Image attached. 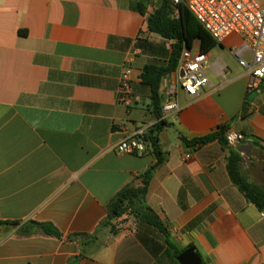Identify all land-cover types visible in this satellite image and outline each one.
I'll return each mask as SVG.
<instances>
[{
  "label": "crops",
  "instance_id": "crops-1",
  "mask_svg": "<svg viewBox=\"0 0 264 264\" xmlns=\"http://www.w3.org/2000/svg\"><path fill=\"white\" fill-rule=\"evenodd\" d=\"M138 2L0 0V264H173L152 225L130 213L104 224L109 201L156 163L151 149L116 151L135 130L158 136L165 154L146 203L175 244L194 248L202 264H264V216L232 183L226 150L217 140L191 148L180 138L223 125L252 136L244 174L246 160L264 152V85L247 94L249 75L235 55L243 40L233 35L204 54L209 84L198 96L178 87L175 72L163 81V105L175 89L181 111L158 131L141 77L147 64H166L174 42L149 31ZM200 53L198 39L185 51ZM126 65L129 108L118 103Z\"/></svg>",
  "mask_w": 264,
  "mask_h": 264
},
{
  "label": "trees",
  "instance_id": "trees-1",
  "mask_svg": "<svg viewBox=\"0 0 264 264\" xmlns=\"http://www.w3.org/2000/svg\"><path fill=\"white\" fill-rule=\"evenodd\" d=\"M152 0H139L135 10L142 15H147L148 29L151 33L160 36L167 41H173L171 54L165 65L147 64L143 68L142 81L151 90V105L153 114L159 119L156 129L160 131L165 125L162 119V107L164 96L161 94L163 81L177 70L179 60L185 50L192 49L196 39L201 42V54L213 49L217 43L206 32L199 22L188 10L184 1L174 4L173 0H160V6L153 12H148ZM175 9L178 15L175 16ZM248 97V96H247ZM247 101V99H246ZM248 101L245 102L243 114L248 111ZM229 129L223 125L214 133L201 138L188 141L180 136L183 143L191 148H199L210 142L218 141L227 152V169L232 183L246 197L247 201L254 204L260 211L264 212V188L251 183L243 172V156L238 152L239 146L233 147L228 144L225 134ZM150 142V149L156 157V163L149 167L144 173L136 177L133 182L124 186L108 203L106 226H111L112 220L130 213L134 218L152 225L158 229L166 239L167 255L170 256L173 264H179L177 257L185 251L179 248L173 241L168 229L160 221L156 213L148 207L146 195L154 172L164 163L165 154L160 148L159 138L155 135L146 134ZM254 146L257 142L254 140ZM251 161V160H250ZM138 181V183H136ZM17 225V223H9ZM34 229L42 231L46 235L59 236L58 231L49 224H34Z\"/></svg>",
  "mask_w": 264,
  "mask_h": 264
},
{
  "label": "built area",
  "instance_id": "built-area-1",
  "mask_svg": "<svg viewBox=\"0 0 264 264\" xmlns=\"http://www.w3.org/2000/svg\"><path fill=\"white\" fill-rule=\"evenodd\" d=\"M182 1L217 44L223 43L233 35L243 40L242 52H236L235 55L240 66L245 68L249 75L247 94L258 92L260 86L264 85V0H173V3L178 4ZM174 15H178V9H175ZM185 51L175 71L178 76L177 85L187 96L196 97L209 84L206 74L209 63L204 54L186 56ZM248 53L251 54L249 62L244 60V55ZM132 73L131 66L126 65L120 76L118 88V103L127 108L135 102L131 89ZM180 111L181 107L174 89L167 95L162 107V119L176 115ZM225 138L233 147L254 143L252 136L234 129H228ZM148 149L150 142L143 130L126 134L116 145L119 154H143ZM113 224L117 225L116 222Z\"/></svg>",
  "mask_w": 264,
  "mask_h": 264
},
{
  "label": "rangeland",
  "instance_id": "rangeland-1",
  "mask_svg": "<svg viewBox=\"0 0 264 264\" xmlns=\"http://www.w3.org/2000/svg\"><path fill=\"white\" fill-rule=\"evenodd\" d=\"M246 163L249 164L245 172L247 179L260 188H264V152H255L251 161L246 160ZM127 215L130 217L129 213Z\"/></svg>",
  "mask_w": 264,
  "mask_h": 264
},
{
  "label": "water",
  "instance_id": "water-1",
  "mask_svg": "<svg viewBox=\"0 0 264 264\" xmlns=\"http://www.w3.org/2000/svg\"><path fill=\"white\" fill-rule=\"evenodd\" d=\"M255 93V92H254ZM247 101H251V97H247ZM252 147L248 145H243L238 148V152L249 156L251 154ZM245 162V159H243V163ZM177 262L179 264H202V261L198 254L196 253V250L194 248H190L184 252H182L177 257Z\"/></svg>",
  "mask_w": 264,
  "mask_h": 264
}]
</instances>
